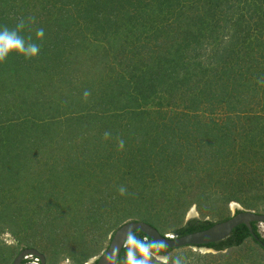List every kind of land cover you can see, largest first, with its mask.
Returning a JSON list of instances; mask_svg holds the SVG:
<instances>
[{
	"label": "rangeland",
	"instance_id": "1",
	"mask_svg": "<svg viewBox=\"0 0 264 264\" xmlns=\"http://www.w3.org/2000/svg\"><path fill=\"white\" fill-rule=\"evenodd\" d=\"M94 1L0 0V15L11 24L7 27L23 18L22 33L30 30L34 37L41 28L52 35L54 19L73 22L71 37L59 46L46 35L37 43L39 54L25 67L0 73V264H10L24 247L43 253L46 264L88 263L103 252L112 231L130 219H146L171 234L191 217L220 221L236 209L264 213V39L243 47L240 58L231 62L209 60L217 67H208L225 77L228 69L236 73L238 111H229L222 104L208 106L210 94L206 90L198 96L192 79L180 86L164 80L160 71L165 67L157 66L176 44L182 56L187 53L194 60L219 47L212 37L193 51L199 33L207 37L209 31L222 32L210 17L225 24V0H172L163 12L158 9L163 0H140V19L97 32L96 14L110 15L119 7H98L100 2ZM245 1L229 0L235 2L232 16L241 12L245 26L251 12V21L261 25L264 5L256 0L252 12ZM156 30L164 33L155 39ZM186 30L194 31V40L191 33L184 36ZM102 34L109 36L114 50L95 41ZM124 39L128 46L120 48ZM234 60L239 69L232 67ZM86 90L90 95L85 99ZM215 123L229 142L221 145L230 158L224 167L236 177L227 182L228 188H219L224 198L213 184L211 189L196 180L179 185L187 177L180 175L187 162L203 158L200 145L188 146L181 135L198 141L196 129L208 128L212 136ZM105 132L110 133L107 139ZM121 139L123 149L118 148ZM177 142L186 147H178L181 154L170 159ZM121 186L124 195L118 191ZM228 191L235 193L224 196ZM257 228L264 236V224ZM216 253L185 246L164 257L179 255L185 264H205ZM221 253L244 264H264V252L250 238ZM157 257L153 254L152 264H163V257Z\"/></svg>",
	"mask_w": 264,
	"mask_h": 264
},
{
	"label": "trees",
	"instance_id": "2",
	"mask_svg": "<svg viewBox=\"0 0 264 264\" xmlns=\"http://www.w3.org/2000/svg\"><path fill=\"white\" fill-rule=\"evenodd\" d=\"M141 1H143V0H141ZM163 1H164V2H162L163 4L158 2V4L160 5L159 6L160 8H158L160 10V12L168 11L169 5L170 6L172 5V0H163ZM255 1L256 0H252V2H251V0L245 1L247 8L249 10L251 9L252 12H255V7H254ZM94 2H96V3L100 2L98 4V7H101V5L103 4L104 6L112 9V6H109V5H111L113 3L114 4L116 3L119 7V10L114 11L113 10L115 7L114 6L112 9L113 14L111 13L110 15L106 11H105L106 14H104V16H99L96 14L94 21H95L97 27L95 26V23L93 22V31L94 32H97V29L105 28L107 30L110 27L112 28L113 23H116V22H118V23H123L126 21L134 22L136 19L141 18V8L139 9L140 0H95ZM260 4L264 5V0H260ZM127 5L129 7H127ZM234 5H235V2L230 3L229 0H225L224 7L221 10L225 11L223 14V17H226V19L223 21L225 24H223L222 26L219 25V22H218L219 19L215 18L214 16L210 17L213 25H216L217 28H221V30H222L221 33H218V32H215L214 30H212V31H209V33L207 34V37L202 36L204 34L199 33L200 38H198V39H195L196 34L194 33L193 30H192L193 32H191V31L188 32V30H186L185 33H183L185 37H186L187 33L188 34L191 33L192 39L193 40L195 39L193 51H196L198 48H200L203 45V43H206V44L209 42L211 43L210 38L213 37V40L216 41V44H218L219 47H217V45H216L214 47V49L212 48L211 50L208 51V55L204 54V57H206L205 59L194 60L187 53H185L182 56L181 53L179 52L181 50V48H180L181 46L174 43L178 47L171 48V49L168 48L167 52H164V56H162L159 59L158 65H157L158 67L160 65H163V67H165V70H162V72L160 71L161 76L164 78V80H167L168 82H174L177 84L179 83V86H180V85L189 83V81L192 79L193 80L192 85L195 87L196 91L198 90V96L203 95V92L206 90L210 94L206 98L207 99L206 101H208V104H207L208 106L220 107L222 104L229 111H238V108L236 106V104L238 103V99H237V95H236L235 90H234V88H235L234 84L237 83L236 82V73L232 72L230 69H228V71H226V74L230 78L225 77L223 72L220 73V72L214 71V68H216L217 65H214L209 60H214L215 62L216 61L217 62H224V61L229 60L231 62L233 58L234 59H236V57L240 58V56H241L240 52H242L243 47H244V50L248 49L250 47V45L253 44L254 42H256L257 40L264 39V26H263L264 22L262 23L263 25L262 24L259 25L258 22H252L251 18L253 15L251 12H249L248 15L245 16V20L247 21L246 25L241 26L242 22H240V20H242L243 14L241 12H239L238 17L232 16V13H234L233 11L235 9ZM212 13H213V15H215L216 12L213 11ZM3 19H5V18L3 17L2 13H1V15H0V27L11 25V24H6L7 23L6 20H3ZM53 23H54L53 29L55 28V30H52V32H53L52 35H50V32H48L49 30H44V35L41 39L32 36L30 34L31 33L30 30H27L26 32L21 33V34L25 37L31 36L33 41L36 43H41L40 41H42V39L44 41V36L46 37V35H47L46 40L53 39L54 42H59L58 43V46H59L61 40L66 38L68 35L71 37L72 28L70 27V25L73 22L64 21L62 19V17H60V19H58V20L54 19ZM105 32H107V31H105ZM112 32H114V30ZM112 32L110 34H112ZM162 33H164V31H157L156 30V36L154 35L155 39H156L157 35H161ZM104 36L105 35L102 34V36L98 37L99 40H97L98 38L96 37L95 41L100 43V44H101V42L104 41V42H106L104 45L108 51L114 50V48H116V47H114V48L112 47V43L109 40V36L108 35H107V37H104ZM126 36H127V34L124 35V37H126ZM48 37H49V39H47ZM201 39H203V40H201ZM174 41H178V39L177 40L174 39ZM178 43H181V42L178 41ZM81 45L82 44L80 43L78 46L81 47ZM58 46L54 45V49L60 48ZM122 46L127 47L128 41H125V39H124L120 43V48ZM106 49L105 48L103 49L104 53L106 52ZM55 51L56 50L53 51V54L56 53ZM152 59H153V56H152ZM27 61H28V59H26L23 55L18 54L16 52H12L9 54V56L7 57V59L4 62H0V73H2V71H5V70H11V71L12 70H15V71L20 70L23 67H25V63ZM44 62L47 65H51V62H48L47 60H45ZM168 62H169V64L166 65V63H168ZM232 64H233L232 67L234 69H239V67H236V66H240L239 62L234 60V62ZM209 65L210 66L214 65V68L208 67ZM44 68H46V67L43 66V69ZM245 71H247V68L244 67V72ZM249 71H251L250 68H249ZM120 78H124V77L121 76V77H119L118 80H120ZM108 84H110V83H106L105 87L109 88ZM199 84L200 85L202 84V85L199 87L198 86ZM121 90L124 91L125 89L122 88ZM118 91H120V90H118ZM109 101L113 102V99L109 98L108 102ZM120 107H121V110H124L126 106H124V104H122L119 106V108ZM157 115H159V113H157ZM100 118L101 117H99V119ZM176 123H180V121L177 120ZM180 125H182V123L178 124L177 127H180ZM184 125L185 124H183L182 128H185L186 131L188 132V129ZM187 126L188 127H195V126H192L191 124H188V123H187ZM213 130H215V134L213 135V133H212V136H209L208 135V131H209L208 128H203V130L196 129V134L198 135L200 133V135L198 137V141H194L191 138L189 139V136H187V135H184V136L181 135V137H183V138H181V140H184L188 146L192 145L194 142L197 145H200V148L203 149V158H201L202 160L197 159L195 161L196 163H188L186 161L187 167H185V169L180 172V175H185L187 177H184L182 180H180L179 185H184L186 180H188L189 183L191 181L196 180L195 182H197V181L199 183L203 182V184H201V186L208 187L210 189L214 185L215 188H217V189L214 188V190L216 191V194H221L220 196H222L223 192L221 193V189L219 191V188L224 187V189H225V185L227 186V182L234 179L235 176H234V173L230 169H228V166H227V168H225L224 167L225 163L223 164V162L227 159L230 162L229 156L225 155V152L221 147L222 144L226 145L229 143V142L227 143V139L225 137L226 134H224V135L222 134V131H221L222 126L219 125L218 123L214 124ZM175 145H176V149L174 148L173 150L171 149L169 151L170 159H174V157L178 158L177 154H179V155L181 154V151L178 150V147L181 148L183 145L180 143L175 144ZM183 147H186V146H183ZM169 157H168V159H165V160H170ZM168 165H169V163L167 164V166ZM176 179L179 180V177L176 176ZM235 179H236V177H235ZM227 188H228V186H227ZM234 193L235 192L228 191L224 194V196L227 195L228 197H231V195ZM238 211H239V209L235 210V212H238ZM227 218H229V217H227ZM227 218H225V219H227ZM130 220H140V221L148 222L160 231V229L157 227L156 224H154L153 222L148 221L146 219L138 218V219H130ZM215 222L216 221H211L208 219H200V218H196V217H191L188 220H186L184 224L173 229L171 234L173 236H180V235L188 234V233H191L194 231L203 230V229L210 227ZM251 226H252V230H253L254 234L256 236L260 237L261 241L264 242V238L261 237V234L257 228V224L253 222V223H251ZM160 233L163 235L168 234V233H165L162 231H160ZM130 235H134L135 237H137L139 240H142V241H146L149 243H155L153 240L146 237L140 231H133ZM248 238H250L264 252V250L251 237V234H250L249 230L247 229V227L244 224H240V225H237L235 228H233L231 233L226 238H224L220 241L214 242V243H208V244L203 246V247L210 248V249L217 252L216 254L212 255L210 257L211 259L209 260V262L205 263V264H209V263H211V264H244V261H242L241 259L239 261L234 260L231 257L229 259L227 254L221 253V252H223V250L239 247ZM126 245L131 246V244L129 243V239H128ZM126 245H125V247L122 248L121 252L119 253V255L117 257V264H124L125 263V260L127 258V251H128V247H126ZM172 250L173 249H169V248H161V249L152 248L151 252L154 255L166 256ZM79 260H81V259H79ZM82 261H84V260H82ZM91 264H94V262Z\"/></svg>",
	"mask_w": 264,
	"mask_h": 264
},
{
	"label": "water",
	"instance_id": "3",
	"mask_svg": "<svg viewBox=\"0 0 264 264\" xmlns=\"http://www.w3.org/2000/svg\"><path fill=\"white\" fill-rule=\"evenodd\" d=\"M253 222L256 224H264V213L239 209L238 212H234V214L229 218L216 221L213 225L206 229L194 231L180 236L168 237L166 234H161L156 227L148 222L140 220H128L123 222L112 232L108 245L103 250V252L94 258V260L85 264H90L93 262L94 264H111V260L108 257L113 253L114 250L118 252L119 255L133 231L142 232L146 237L150 238L155 243L162 242L166 245V248L176 249L185 246L203 247L208 243L220 241L226 238L237 225L244 224L249 230L254 241L264 250V242L261 241L260 237L256 236L252 230L251 223ZM261 237L264 238V236ZM26 255L38 257L40 264H46L44 254L33 247L22 248L15 255L10 264H21L23 258ZM157 256L160 258L164 257V255Z\"/></svg>",
	"mask_w": 264,
	"mask_h": 264
},
{
	"label": "clouds",
	"instance_id": "4",
	"mask_svg": "<svg viewBox=\"0 0 264 264\" xmlns=\"http://www.w3.org/2000/svg\"><path fill=\"white\" fill-rule=\"evenodd\" d=\"M33 20L34 18H29V22H32ZM25 26V20L23 18H20L15 27L13 28H9L7 26L0 27V62H4L9 56V54L12 52L21 54L26 59H31L39 54L40 45L35 43L31 36L25 37L21 34L22 31L25 29ZM43 35L44 30L42 28L38 29L36 32V37L42 38ZM83 95L86 99L90 95V92L86 90ZM109 136L110 133H104V139H107ZM123 147L124 141L121 139L118 143V148L123 149ZM118 191L121 195H124L126 193V189L123 186H121ZM166 235H168V237H173L172 234ZM129 243L131 244V246L126 245V247H128L126 264H152L153 253L151 252V249L166 248V245L162 242L149 243L146 241L139 240L134 235L129 236ZM31 257L33 259V257L35 256ZM117 257L118 252L114 250L113 253L110 254V256L108 257L111 260V264H117ZM157 259L160 258L157 257ZM22 261L26 262L28 260L23 258ZM163 264H185V260L182 256L179 255L175 257H163Z\"/></svg>",
	"mask_w": 264,
	"mask_h": 264
},
{
	"label": "built area",
	"instance_id": "5",
	"mask_svg": "<svg viewBox=\"0 0 264 264\" xmlns=\"http://www.w3.org/2000/svg\"><path fill=\"white\" fill-rule=\"evenodd\" d=\"M26 260H28L29 258H32L31 256H25L24 257ZM31 264H39V260L37 257H33L32 261L30 262Z\"/></svg>",
	"mask_w": 264,
	"mask_h": 264
},
{
	"label": "flooded vegetation",
	"instance_id": "6",
	"mask_svg": "<svg viewBox=\"0 0 264 264\" xmlns=\"http://www.w3.org/2000/svg\"><path fill=\"white\" fill-rule=\"evenodd\" d=\"M22 263L24 264L25 262H24V261H22ZM22 263H21V264H22Z\"/></svg>",
	"mask_w": 264,
	"mask_h": 264
}]
</instances>
